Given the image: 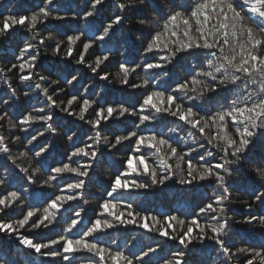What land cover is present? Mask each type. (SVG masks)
Masks as SVG:
<instances>
[{
	"label": "snow or ice",
	"instance_id": "1",
	"mask_svg": "<svg viewBox=\"0 0 264 264\" xmlns=\"http://www.w3.org/2000/svg\"><path fill=\"white\" fill-rule=\"evenodd\" d=\"M113 3L118 10L114 16L106 23L102 22L91 36H83V39L82 29H77V33L72 35L65 34V38L59 40L51 34L47 36L40 34L38 25H44L49 20L66 19L65 16L58 14L59 0H41L40 5L28 15L8 14L0 18V37H7L17 27L23 28L31 36V40L23 42L22 47L17 45L19 54L16 60L21 62L12 63L10 68H0V78H3L4 83L7 84L8 73L18 69L21 73L18 77L20 83L27 84L29 89L38 90L39 95L44 96L47 101L45 107H34L31 111L11 119L8 111V108L12 106L10 98L17 97V90L8 85L5 95L9 98L0 97V105L5 106L0 108V128H3L4 122L7 121L9 132L8 136L0 134V158L5 160L4 164H0V171L11 175L8 168V165H11L13 170H18L28 185L37 182L41 168L21 167L18 161L31 158L39 164L50 153L52 146L47 142L39 144V138L46 137V133L52 136L58 134L55 124L50 123L54 122L57 109L68 117L89 125L90 130L95 133L94 136H88V139L94 142L84 143L83 146L76 145L74 141V137L77 140L81 139L78 133L72 132L71 135H67V139L74 144L67 159L74 162L73 158H81L83 162L76 167H73L72 163L63 162L61 166L50 165V174L46 175L41 186L52 187L53 181H57L58 177L68 173L77 179L73 182L66 181L64 187L60 189V194H56L54 198H48L43 205L29 206L22 218L0 219V236L14 237V242H18V246L27 250L26 255L35 253L37 256L50 257L53 261L59 258L68 264H71L70 258H75L79 253H87L96 258L89 260L87 264H146V261H149L150 256L158 249L163 251L162 245L148 246L147 250L142 249L138 254L129 255L123 251L102 246L99 242H93L97 234L107 233L118 225L123 227L135 225L148 232L155 230L156 234L165 238L166 241H172L180 246L178 249H173L170 256L164 257L162 264H188L186 258L188 254L196 248L197 244L203 245L206 241H211L218 249L219 264H234V258L239 260L241 256L245 259L240 264H257V262L264 264V246L261 250L248 246L238 247L233 251L230 240L226 239L230 237L233 226V217L227 214V205L232 202V191L236 190L234 186H246L250 179L244 171V164H249L256 177L264 181V148L258 150V142L264 144V55L260 54V51L264 49V0H239L238 5L234 3V0H204L190 12L182 6L177 8L172 0H113ZM104 4L105 0H84L82 13H75L72 19L95 21V17ZM149 10L154 11L157 18L163 19L164 24L163 32L157 31L152 34V39L144 46L145 57L154 50H158L161 35L168 32L170 25L173 27L172 36L177 35L175 27L178 20H182L185 26L183 35L186 40L173 42L174 47L171 49L165 44L164 50L168 55L160 56L154 62H148L145 59L143 64H135L134 67L121 63L116 78L122 86L147 90L148 80L134 84L130 82V74L142 68L145 72L154 71L153 80L159 76L170 78L168 65L178 61L184 54L199 57L201 55L199 50H206L215 59H207L206 56L207 63L202 65L200 70L188 71L182 79L177 80L174 86L167 80H162L161 83L167 84L163 90H148L147 94L141 93L142 101L127 106L122 102L113 105L107 101L106 106H101L98 101L77 94L71 95L66 105L61 106V103H57L53 98L54 95L63 91L62 88L54 87L60 83L59 76L49 82L48 76L39 75V81L33 85L34 77L38 75L37 60L41 51L40 46L51 48L55 56L65 51L61 60L74 59L77 65L87 67L94 76H98L100 81L111 83L109 75L102 74L101 69V65L109 60V56L98 55L94 61L88 63L86 55L96 42H114L119 46L123 41L118 33L124 21L132 18L128 13L142 14ZM186 14L188 18H185ZM201 16L203 21L200 20ZM190 19L196 21L195 31L198 35L195 38L191 34ZM212 19H215L216 23L209 27ZM139 23L144 25L147 21L140 18ZM53 40L56 41L54 46L48 43ZM237 47L239 52L236 50ZM213 49L215 51H212ZM74 51L79 52L78 57L73 55ZM67 68L68 65L65 64L64 70ZM69 75L71 79L65 76V82L75 87L73 82H78L77 76L72 73ZM238 81H242V86L238 85ZM41 82L47 83L48 86L43 87ZM228 84L238 89L237 95L231 101L230 107L216 111L209 104V101L213 99L210 94L217 93L221 87H227ZM250 85L257 87L250 88ZM156 88L159 89L160 84H157ZM88 90L85 86V92ZM24 95L29 96V92L25 91ZM94 104L97 107H93ZM74 105L78 107V111L75 110ZM45 108L50 111L46 113ZM93 113L94 118L88 119L87 116ZM129 117H138V122L132 120V130H126V134H112L114 137L112 140L107 135L102 136V122L121 121L122 118ZM158 117L174 118L182 125L198 131L200 136L207 140L208 145L220 153L218 162L212 163L206 159V156L213 157L212 152L199 156V160L204 163H194L193 160L187 159L196 149L179 150L174 145L173 135L177 133V127H168L167 121L158 120ZM229 119L235 129L234 135L228 131L226 121ZM161 123L167 127V135L143 130L149 124L155 127ZM37 124L44 127V130L37 128L34 133L30 132V129ZM211 128H216L217 131L210 134L207 130ZM16 130L30 138L25 144V151L13 156L9 143L20 140V137L15 135ZM193 141L195 142L194 137ZM125 142H134L132 153L139 154L128 155L127 160L124 161V170L114 176L110 188L105 190L106 196L111 199L102 200L99 204L101 211L96 213V218L91 219L88 226L78 234L71 235L82 223L80 219H77L85 211L81 207L74 211L76 218L70 217V223L63 227V234L55 238L37 242L21 233L20 229L26 227L48 229L58 224L61 211H67L65 206L70 202L83 199L84 204H87L88 200L83 197L86 189L85 178L90 177V172L95 169L99 157L104 155V148L111 153ZM29 145L32 147L29 148ZM99 145L103 147L98 151ZM37 147L38 150H36ZM200 147L204 145L201 144ZM142 149L153 151L156 159L155 166L149 163V157L142 152ZM30 153L34 155L30 157ZM173 159L176 160L175 168L169 163ZM182 162L186 164V170L182 167ZM136 176H144L148 179L137 180ZM176 176L179 178L175 182L181 187L201 184L205 181L215 184L214 197H210L207 203L201 201V205L198 206V210H194L190 221L181 219L179 216L167 215L164 217V224H166L164 227L157 216H141L140 213L132 211L133 206L130 203L125 205L129 209L127 212L118 210L120 206V201L116 199L118 195L123 199L124 193H131L134 190L147 191L155 186H165L167 181L173 180ZM9 187L8 177L0 175V189H3L0 191V214L3 215L8 214L7 210L23 203L22 190H8ZM261 187L264 188V185ZM253 194L255 201L264 204V190L258 193L254 191ZM251 208V204L247 205L249 211ZM201 215L212 222L202 224L198 219ZM149 220L154 222L151 226L147 223ZM173 221L179 225V230L173 226ZM240 222L247 224L258 222L264 227V214L245 216ZM0 264H3L2 260ZM28 264H35V262L29 260Z\"/></svg>",
	"mask_w": 264,
	"mask_h": 264
},
{
	"label": "trees",
	"instance_id": "2",
	"mask_svg": "<svg viewBox=\"0 0 264 264\" xmlns=\"http://www.w3.org/2000/svg\"><path fill=\"white\" fill-rule=\"evenodd\" d=\"M202 2H204V0H172V3L177 8L182 6L189 12L195 8L198 3ZM40 3L41 0H0V18L8 14L28 15L36 9ZM234 3L238 5L239 0H234ZM59 4L58 14L65 16L66 19L63 21L49 20L44 25H38L41 35L47 36L51 34L55 36L57 40L64 39L65 34L72 35L77 33V29L83 30L82 39L85 35L91 36L102 22L106 23L118 11L113 0H105L104 6L95 17V21L90 19L85 22L82 19H72L75 13H82L84 9V0H59ZM128 14L132 18L124 21L122 29L118 33L123 41L119 46L114 42H96L93 48L89 50V54L86 55V61L88 63L94 61L98 55L106 54L109 56V60L101 65V69L102 74L109 75L112 81L111 83L100 81L98 76H94L87 67L84 65H77L74 59H68L66 61L61 60V57L65 55V51H62L59 56H55L52 54L51 48L40 46L41 51L37 60L38 75L34 77L33 85L35 82L39 81V75L48 76L49 82L52 79H57L59 76L60 83L54 87L57 89L62 88L63 91L59 92L58 95H54L53 98L57 103H61V106L66 105L67 100L73 94L83 96L84 98L90 97L93 101H98V104L101 106H106V101L111 102L113 105L122 102L127 106L136 104L137 101H142L143 96L141 93L147 94L148 90H163V88L167 87V84L161 83L162 80H167L168 83H172L174 86L177 80L182 79L188 71L192 69L200 70V67L207 63L205 59L206 56L207 59H215L206 50H199L201 52L199 57L184 54L178 61L168 65L170 78L159 76L155 77V80H153L155 75L154 71L145 72L142 68H138L135 73L130 74L129 79L131 83H141L143 80H148L149 88L147 90L143 88L132 89L128 86H122L119 79L116 78L121 63H126L129 67H134L135 64H143L145 59H147L148 62H154L160 56L168 55L164 50L165 44L171 49L174 47L173 42L177 40H186V37L183 35L185 26L182 20H178L175 27L177 35L172 36L173 27L170 25L168 32L161 35L160 42H158V50H154L145 57L143 54L144 46L152 39V34H155L157 31L163 32L164 20L157 18L156 13L152 10L143 12L142 14L135 12H129ZM140 18L146 19L147 23L141 25L139 23ZM185 18H188L187 14ZM200 20L203 21V16L200 17ZM214 23H216V20L212 19L209 27ZM190 25L191 34L195 38L198 35L195 31L197 26L195 19H190ZM117 27L120 28V26ZM217 39H220V37H217ZM241 39L243 40V38ZM30 40V34L20 27H17L7 37H0V68H10L12 63H20L21 61L16 60V56L19 54L17 45L22 47L23 42ZM55 42L56 41L53 40L48 43L54 46ZM80 48L82 49V44ZM236 50L239 52V47H237ZM212 51H215V49ZM226 51L228 50L226 49ZM260 54L264 55V49L260 51ZM73 55L78 57L79 52L74 51ZM65 64L68 65L67 70H64ZM73 70L75 71L73 72ZM69 73L77 76L78 82H73L75 87L65 82V76L67 79H71ZM20 74L18 69H14L13 72L8 73L7 84L4 83L3 78H0V97L9 98L5 95L9 84L17 90V97L10 98V104L12 106L8 108V111L11 119L19 117L21 113L31 111L34 107H45L47 104L45 97L39 95L38 90L29 89L27 84L20 83L18 79ZM237 83L242 86V81H238ZM41 84L43 87L48 86L45 82H41ZM157 84H160L159 89L156 88ZM85 86L89 89L87 92H85ZM249 87L255 88L257 86L250 85ZM25 91L29 92V96L26 97L24 95ZM237 92L238 89L228 84L227 87H221L217 93L210 94L213 96V99L209 101V104L216 111L230 107L231 101L235 98ZM3 107L5 106L0 105V108ZM93 107H97V105L94 104ZM74 108L78 111V107L74 105ZM45 111L47 113L50 109L45 108ZM56 112L57 115L54 122L50 123L55 124L58 134L52 136L46 133V137L39 138V144L42 145L47 142L52 146L50 153L43 158L39 164L31 158L18 161L21 167L41 168L37 182L28 185L23 176L19 174L18 170H13L11 165H8L11 175H9L8 172L0 171V175L8 177L10 185L8 190L21 189L23 194V203L7 210V215L0 214V219L15 220L17 218H22L29 206L43 205L48 198H54L56 194H60V189L64 187L66 181L73 182L77 179L72 174L68 173L63 177H58L57 181H53L52 187L41 186L46 175L50 174V165L52 167L61 166L63 162L72 163V166L76 167L83 162L81 158H73L74 162L67 159L74 147L73 141H69L67 135H71L72 132L78 133L81 139L77 140L74 137V141L76 145L79 146H83L84 143L94 142L88 139V136L95 135V133L90 130L89 125L73 117H68L66 114L61 113L59 109H57ZM87 118L93 119L94 113L88 115ZM157 119L161 121L166 120L168 127H177L178 131L173 135L174 145L177 146L179 150L189 151V149H196L187 159L193 160L194 163H204V161L199 160V156L207 152H212L213 157L206 156V159L212 163L218 162L220 153H218L215 148L208 145L207 140L202 138L198 131L191 129L187 125H182L181 122L171 117H158ZM132 120L138 122V117L122 118L121 121L113 120L110 123L102 122L101 134L102 136L107 135L110 140L114 139L112 134H126V130H132ZM226 123L228 124L229 133L234 135L235 129L231 125L230 119L227 120ZM37 128L44 130V127L37 124L30 129V132L34 133ZM7 129L8 124L7 121H5L4 127L0 128V134L8 136L9 132ZM143 130L161 132L165 135L168 134L167 127H165L163 123L155 127L153 124H149ZM207 131L211 134L216 132L217 129L211 128ZM15 135H18L20 140H17L15 143H9L13 156L18 155L19 152L25 151V144L27 143V139L30 138V136L26 137L25 134L19 132V130H16ZM193 137L195 138V142L193 141ZM35 143L36 142H34V144ZM133 143L134 142H125L124 145L118 146V149L112 150L111 153H108L107 148H104V155L99 157L95 169L90 172V177L85 178L86 189L83 192V197L88 200L87 204H84L83 199L70 202L65 206L67 211H61L58 224L50 226L48 229H31L26 227L25 229H20L21 233L33 238L37 242L45 241L48 238H55L59 234H63V227H66L67 223H70V217L76 218L74 211L83 207L85 211L82 213L81 217L77 218L80 219L82 223L71 235H76L81 232L89 225L91 219L96 218V213L101 211L99 204L102 200L111 199L106 196L105 190L110 188V183L112 179H114V176L124 170V161L127 160L128 155L139 154L132 153ZM201 144H203L204 147H200ZM28 147L31 148L32 146L29 145ZM101 147H103V145L97 146L98 151ZM260 148H264V144L258 142V150ZM36 150H38V147ZM142 152L149 157V163L155 166L156 159L153 151L142 149ZM32 155L34 154L30 153V157ZM254 162L255 161H253V163ZM4 163V158H0V164ZM169 163L175 168V159L169 161ZM134 166H136L135 162ZM182 167L186 170V164H183V162ZM244 171L247 172L250 179L246 186H234L236 190L232 191V202L227 205V214L233 217V226L230 230V237H226V239L230 240L233 251H235V248L248 246L256 250H261V247L264 246V227L260 226L258 222L247 224L240 221H242L245 216L264 214V204L255 201L253 194L254 191L258 193L264 190V188L261 187L264 185V181L256 177L250 165L247 163L244 164ZM135 178L137 180L148 179L144 176H136ZM178 178L179 176H176L173 180L167 181L165 186H155L147 191L134 190L131 193H124L123 199L118 195L116 197V199L120 201L118 210L127 212L129 209H127L125 205L130 203L133 206L131 209L132 211L140 213L141 216H157L161 221V225L164 227H166V224H164V217L167 215L179 216L181 219L190 221L193 218L194 210H198V206L201 205V201L207 203L210 197H214L215 193L213 189L215 188V184L211 181H205L201 184L181 187L175 182ZM23 189H27V191H23ZM0 191H3V189H0ZM249 204L252 205L251 211L247 209V205ZM108 218L111 219L110 217ZM33 219H35V217ZM198 219L202 224L212 222L204 215L199 216ZM147 223L151 226L154 222L149 220ZM172 223L173 226L179 230V225H177L175 221ZM93 242H99L102 246H106L113 250H120L129 255L138 254L142 249L147 250L148 246L157 247L158 244L162 245L163 251L158 249L155 254L150 256L146 264H149V262L150 264H162V259L164 257L170 256L173 249H178L180 247L172 241H166L165 238L160 237L156 234L155 230L148 232L135 225H129L127 227L118 225L107 233L97 234L93 238ZM26 251L27 250L18 246V242H14V237L9 238L7 236H0V260L3 261V264H13V262L14 264H28L29 260H33L35 264H68V262L59 258L53 261L50 257L37 256L35 253L26 255ZM217 254L218 249L216 246H214L211 241H206L203 245L197 244L196 248L193 249L186 258L188 264H219ZM70 259L71 264H87L89 260H95L96 258L87 253H79L75 258ZM243 259H245L243 256H241L239 260L234 258V264H240Z\"/></svg>",
	"mask_w": 264,
	"mask_h": 264
}]
</instances>
